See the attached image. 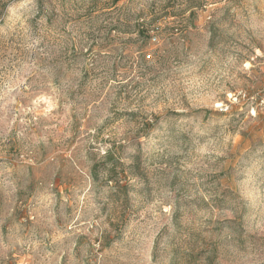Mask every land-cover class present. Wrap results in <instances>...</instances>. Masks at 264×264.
Wrapping results in <instances>:
<instances>
[{"label":"rangeland","instance_id":"rangeland-1","mask_svg":"<svg viewBox=\"0 0 264 264\" xmlns=\"http://www.w3.org/2000/svg\"><path fill=\"white\" fill-rule=\"evenodd\" d=\"M264 0H0V264H264Z\"/></svg>","mask_w":264,"mask_h":264},{"label":"built area","instance_id":"built-area-1","mask_svg":"<svg viewBox=\"0 0 264 264\" xmlns=\"http://www.w3.org/2000/svg\"><path fill=\"white\" fill-rule=\"evenodd\" d=\"M258 106L264 110V86L261 88V95L258 99Z\"/></svg>","mask_w":264,"mask_h":264}]
</instances>
